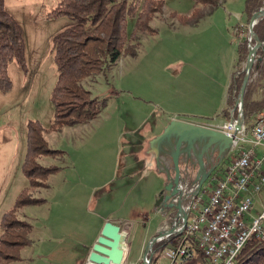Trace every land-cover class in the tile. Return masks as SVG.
Instances as JSON below:
<instances>
[{
    "label": "rangeland",
    "instance_id": "1",
    "mask_svg": "<svg viewBox=\"0 0 264 264\" xmlns=\"http://www.w3.org/2000/svg\"><path fill=\"white\" fill-rule=\"evenodd\" d=\"M218 1L216 7H210L194 0H163L161 11L149 21L156 33H135L136 55L122 51L116 64L104 73L83 79L82 84L91 95L106 99V105L98 116L85 123L45 134L48 147L63 152L39 155L35 162L61 169L45 178L32 176L28 194L45 201L22 206L14 213L16 219L31 224L33 242L20 250L21 260L7 264H83L86 248L103 216L111 220L128 217L133 221L146 216L151 230L160 222L169 225L153 211L155 195L164 185L154 169L145 168L143 150L150 140L146 139L159 134L171 117L221 128L237 116V80L245 75L246 60L237 68L234 59L240 37L248 35L249 22L243 12L244 0ZM56 2L5 0L6 10L22 30L28 70L23 73L12 62L8 68L12 88L0 93V218L18 192L28 185L21 171L26 122L38 120L46 127L52 120L49 95L56 69L49 35L68 24L66 17H45ZM191 15H200L197 23H192ZM133 22L128 19V32L132 31ZM255 63L254 60L247 84L252 85V99L260 101L264 99V70H254ZM228 87L232 102L227 118L221 110L226 106ZM263 112H255L251 123ZM244 126L250 138V126ZM253 149L254 156L264 154V145ZM230 153L203 183L200 191H206L204 198L208 197L209 180L223 176ZM263 171L264 164L259 172ZM257 183L258 173L243 192L254 195L246 212L249 221L264 215V185L253 192ZM146 232L140 225L136 227L130 253L122 264H144ZM177 240L176 237L171 242ZM4 250L15 257L10 250ZM203 258L195 256L175 264H208ZM156 264H169L165 249L158 252Z\"/></svg>",
    "mask_w": 264,
    "mask_h": 264
},
{
    "label": "trees",
    "instance_id": "2",
    "mask_svg": "<svg viewBox=\"0 0 264 264\" xmlns=\"http://www.w3.org/2000/svg\"><path fill=\"white\" fill-rule=\"evenodd\" d=\"M194 1L210 7H216L219 4L218 0ZM162 7L163 0H57L56 4L45 12L47 19L60 17L68 19V24L55 32L50 40V50L53 53L56 69V80L49 95L53 108L52 120L46 127L38 120L26 122V146L21 171L28 179V185L18 192L12 206L3 212L0 218V264H7L11 260H21L20 250L33 242L30 237L31 224L14 217V213L20 207L39 205L45 201L44 198L31 197L28 194L32 185V176L37 174L38 177L45 178L61 169L59 166L45 167L35 162L34 158L39 155L63 152L49 148L45 134L60 131L64 126L85 123L102 112L106 99L93 97L82 84L83 79L104 73L116 64L122 51H128L127 54L130 56L136 55L137 42H133L135 33L148 35L156 33V28H151L149 21L155 13L161 11ZM262 7H264V0H244L243 12L247 23L251 15ZM196 12L197 10L194 13ZM199 17L200 15H191L192 23H197ZM129 18L134 21L131 32L127 30ZM253 31L261 41V46L255 55L254 70L263 71L264 16L257 19L253 25ZM249 44L253 45L254 39ZM247 45V40L243 45H238L235 63L237 68L246 60ZM12 62L23 73L27 72L21 27L15 17L6 10L5 0H0V93H6L12 88L13 83L8 74V68ZM243 75L237 80L239 87ZM230 98L231 87H228L226 106L221 110L223 116L227 118L230 117L228 112V106L232 102ZM262 111H264V99L253 100L252 85L248 83L243 96L244 124L248 126L252 124L253 114ZM235 115L236 113L233 114ZM174 237L175 235H172L154 244L150 264H156L158 252ZM5 248L15 254V257L8 255ZM199 256L203 258L201 254ZM232 264H264V243L249 238Z\"/></svg>",
    "mask_w": 264,
    "mask_h": 264
},
{
    "label": "built area",
    "instance_id": "3",
    "mask_svg": "<svg viewBox=\"0 0 264 264\" xmlns=\"http://www.w3.org/2000/svg\"><path fill=\"white\" fill-rule=\"evenodd\" d=\"M249 126L250 138L244 124L235 132L228 164L223 176H213L209 180L208 197L204 198L206 191L201 193L199 190L193 195L192 185L187 188L184 203L187 222L182 227L178 221L176 230H180V233L174 237L178 240L173 243L168 241L163 248L169 264L200 257V254L208 260V264H232L249 238L264 243V215L249 221L246 212L254 195L243 193L257 173L258 183L254 185L253 192H258L264 185V171L259 172L264 164V154L254 156L253 149L264 145V112ZM221 129L232 135L233 121L226 122Z\"/></svg>",
    "mask_w": 264,
    "mask_h": 264
},
{
    "label": "water",
    "instance_id": "4",
    "mask_svg": "<svg viewBox=\"0 0 264 264\" xmlns=\"http://www.w3.org/2000/svg\"><path fill=\"white\" fill-rule=\"evenodd\" d=\"M261 16H264V8L251 15L248 35L241 36L239 41V45L248 41V52L244 65L245 75L236 101L237 116L231 117L234 128L232 135H228L221 128L172 118L162 131L148 142L156 169L164 174L166 180L163 189L156 197L154 207L161 212L165 222L170 223L169 225L161 223L163 226H160L146 243L142 255L144 264H150L154 244L165 236L179 234L180 230H176L178 221L181 222L182 227L187 222V209L184 208V203L188 186H183L179 181V163L184 161L199 165V171L191 186L193 195H196L208 176V172H203L204 161L209 160L210 155L216 152L219 163L230 150L235 132L243 125V95L249 71L261 46V41L253 31V25ZM251 39H254L253 45L249 44ZM127 239V232L122 230L119 224L107 220L92 245L87 261L91 264H122L128 249Z\"/></svg>",
    "mask_w": 264,
    "mask_h": 264
},
{
    "label": "crops",
    "instance_id": "5",
    "mask_svg": "<svg viewBox=\"0 0 264 264\" xmlns=\"http://www.w3.org/2000/svg\"><path fill=\"white\" fill-rule=\"evenodd\" d=\"M53 34L54 33H51L50 35H49V38H50V40H51V37L53 36ZM233 54H235V53H233ZM236 58V57H235ZM234 61H236L235 59H234ZM234 64V63H233ZM232 64V65H233ZM172 118H175V117H171V118H169L168 120H167V122H166V124L170 121V119H172ZM176 119H178V118H176ZM180 119H182V118H180ZM182 120H185V119H182ZM189 121H191V120H189ZM191 122H194V123H199V124H201L200 122H198V121H191ZM166 124H164L163 126L165 127V125ZM204 125H206V124H204ZM208 125H210V126H214V125H217V124H208ZM159 133V132H158ZM155 135H157V133H155V134H151L147 139H146V141L147 140H149V139H151L152 137H154ZM147 144V143H146ZM143 160H144V164L146 165V169H148V168H152V169H154V171H155V173H156V176H158V179H160V180H162V185H164L165 184V176H164V174L163 173H161V172H159L157 169H156V167L153 165V163H151L150 162V160H151V155H150V150H149V147H147L146 146V148H144V150H143ZM123 174H125V173H123ZM162 189H163V187H162ZM161 189V190H162ZM161 190H159L158 191V193L155 195V200H156V197H157V195L160 193V191ZM154 204H155V201H154ZM153 211H154V213L155 214H157L158 216H162L161 215V212L159 211V210H156L155 209V207L153 206ZM138 220H136V221H133V220H131L130 218H128V217H117V218H114L113 220H111L109 217H107V216H103L102 218H101V221H100V223H99V226L96 228V234H95V237L92 239V241H91V243H90V245H88L87 246V248H86V252H85V255H84V259H83V261H82V259L80 260V261H82V263L84 264L85 262H87V256L89 255V252L91 251V248H92V245H93V243L95 242V240H96V238L98 237V235H99V233H100V230H101V228H102V226H103V224L107 221V220H110V221H112V222H114V223H117V224H119L120 225V227H121V229L122 230H125L127 233H128V239H127V243H128V249H127V252H126V258H128V254L130 253V248H131V239L133 238V236H134V234H135V230H136V227L138 226V225H140V227H141V229L143 230V229H146L147 230V235L144 237V240H143V243H145L146 241H148L153 235H154V233L158 230V228L161 226V222L154 228V230H151L150 229V227H148V224H149V220H148V217H146V216H142V217H139V218H137ZM131 221H133V223L131 222ZM152 235V236H151ZM151 236V237H150ZM147 243V242H146Z\"/></svg>",
    "mask_w": 264,
    "mask_h": 264
},
{
    "label": "flooded vegetation",
    "instance_id": "6",
    "mask_svg": "<svg viewBox=\"0 0 264 264\" xmlns=\"http://www.w3.org/2000/svg\"><path fill=\"white\" fill-rule=\"evenodd\" d=\"M150 154H152L151 151H150ZM224 158H226V155ZM221 161L219 163H217L216 152H214L210 155L209 160L207 159L204 161L203 172H208V176L206 177V179H208L212 175V173L217 169V167L219 166ZM153 164L155 166L154 160H153ZM179 167H180L179 168V181H180V183L183 186H188V187L191 186L193 184L194 177L196 176L197 172L199 171V165L194 164L192 162L184 163V161H181L179 163Z\"/></svg>",
    "mask_w": 264,
    "mask_h": 264
},
{
    "label": "bare ground",
    "instance_id": "7",
    "mask_svg": "<svg viewBox=\"0 0 264 264\" xmlns=\"http://www.w3.org/2000/svg\"><path fill=\"white\" fill-rule=\"evenodd\" d=\"M91 264V263H90Z\"/></svg>",
    "mask_w": 264,
    "mask_h": 264
}]
</instances>
